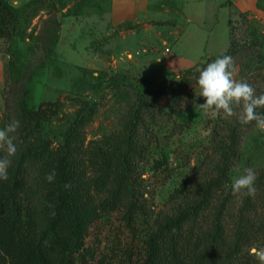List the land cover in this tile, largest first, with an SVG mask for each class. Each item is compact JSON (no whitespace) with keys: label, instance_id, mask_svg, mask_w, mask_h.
Segmentation results:
<instances>
[{"label":"trees","instance_id":"16d2710c","mask_svg":"<svg viewBox=\"0 0 264 264\" xmlns=\"http://www.w3.org/2000/svg\"><path fill=\"white\" fill-rule=\"evenodd\" d=\"M17 24L12 0H0V37H12ZM235 40L178 77L138 91L118 126L101 136L89 137L100 109L97 96L68 97L77 106L72 113L64 110L61 98L37 106L21 98L17 153L8 180H0V264H259L249 249L264 247V167L256 171L255 197L233 196L230 184L243 133L255 122L219 120L210 150L174 190L166 211L156 213L143 177L150 162L157 176L170 170L167 153L151 158L157 127L176 116L163 99L173 100L177 114L183 110L197 89V69L223 55L234 60ZM118 76L111 77V86H120ZM257 111L264 114V108ZM55 117L63 125L50 134L47 123ZM2 123L0 113V128ZM52 170L56 179L49 183L45 176ZM65 183L71 187L64 188ZM117 220L121 224L108 243L98 234L92 241L101 223L113 226Z\"/></svg>","mask_w":264,"mask_h":264},{"label":"rangeland","instance_id":"374dc122","mask_svg":"<svg viewBox=\"0 0 264 264\" xmlns=\"http://www.w3.org/2000/svg\"><path fill=\"white\" fill-rule=\"evenodd\" d=\"M12 3L18 12L15 33L12 37H0L2 128L17 119L16 108L21 98L34 106L43 100L61 98L64 110L72 113L77 106L68 97L94 95L100 100V109L89 127V137L101 136L118 126L127 102L133 101L138 91L149 92L178 77L184 69L196 64L202 54L200 61L205 62L225 51L233 37L239 46L233 60L235 78L251 84L257 95L264 93V16L256 13L233 11L227 29L224 20L221 21L220 33L212 38L209 51L204 53L198 44L200 33L191 30L182 41L173 44L169 32L178 29L180 36L183 31L179 26L183 14L180 0H151L154 18L131 28H119L114 22L112 0H12ZM259 4L264 8V0H259ZM117 73L119 85L122 84L118 88L110 83ZM199 93L197 86L192 100L187 99L178 114L173 100L162 101L176 116L173 121L163 120L157 127L159 138L151 158L167 153L171 158L170 170L157 176L150 162L143 174L156 213L172 206V193L198 168L210 150L219 120L225 119L222 113H205L198 106L205 102ZM62 125L63 119L55 117L47 123L46 130L55 133ZM242 138L241 156L233 166L230 184L245 167L255 171L264 167V133L258 132L254 124ZM117 224L121 223L118 220L113 226L101 223L92 241L98 236L108 243L117 231Z\"/></svg>","mask_w":264,"mask_h":264},{"label":"clouds","instance_id":"9594fccd","mask_svg":"<svg viewBox=\"0 0 264 264\" xmlns=\"http://www.w3.org/2000/svg\"><path fill=\"white\" fill-rule=\"evenodd\" d=\"M199 76L196 81L200 89L199 96L205 102L198 105L205 113L213 115L221 114L228 119L236 117L241 125L255 122L258 132L264 133V114L257 109L264 108V93L257 95L256 89L245 80L236 79V67L233 58L223 55L209 62L206 67L197 69ZM19 120H12L0 128V151L5 153L0 157V180H8V169L12 163V157L17 153ZM56 147V145H53ZM56 179V171L52 170L45 176L49 183ZM256 171L251 167H245L243 173L232 180L231 194L236 197H255L257 189L255 182ZM70 184L65 183L64 188L69 189ZM50 215L55 216L54 205L49 204ZM249 255L256 258L259 264H264V247L253 246L249 249Z\"/></svg>","mask_w":264,"mask_h":264},{"label":"crops","instance_id":"0c3cea01","mask_svg":"<svg viewBox=\"0 0 264 264\" xmlns=\"http://www.w3.org/2000/svg\"><path fill=\"white\" fill-rule=\"evenodd\" d=\"M180 1L183 14L181 15V20H179V26L183 28V31L180 36H177L179 34L178 29L169 32L173 44L175 45L182 41L191 30L198 34L200 33L198 44L204 50V53L209 51L212 38L220 33L222 29L220 28L221 21L224 20V29H227L233 11L238 13L249 11L256 13L260 17L264 16V8L259 4V0ZM111 13L117 25L127 22L139 23L155 16L151 8V0H112ZM133 33H137V31ZM203 56L204 54L200 56L199 61Z\"/></svg>","mask_w":264,"mask_h":264},{"label":"built area","instance_id":"2783aa9c","mask_svg":"<svg viewBox=\"0 0 264 264\" xmlns=\"http://www.w3.org/2000/svg\"><path fill=\"white\" fill-rule=\"evenodd\" d=\"M170 50V48H167V51H169Z\"/></svg>","mask_w":264,"mask_h":264}]
</instances>
